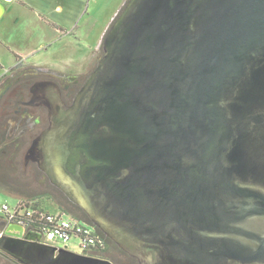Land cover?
Instances as JSON below:
<instances>
[{
  "label": "water",
  "instance_id": "obj_1",
  "mask_svg": "<svg viewBox=\"0 0 264 264\" xmlns=\"http://www.w3.org/2000/svg\"><path fill=\"white\" fill-rule=\"evenodd\" d=\"M33 147L138 264H264V0H127ZM15 264H116L4 223Z\"/></svg>",
  "mask_w": 264,
  "mask_h": 264
},
{
  "label": "flooded vegetation",
  "instance_id": "obj_2",
  "mask_svg": "<svg viewBox=\"0 0 264 264\" xmlns=\"http://www.w3.org/2000/svg\"><path fill=\"white\" fill-rule=\"evenodd\" d=\"M103 54L102 44L101 50L89 60L88 70L83 73H59L26 65L1 80L0 173L3 176L0 181L7 184L8 191L17 197L31 200L44 198L63 204L71 212L88 219L84 210L54 182L32 152L34 145L40 144L54 122L75 104ZM5 221V216L0 214V230ZM90 225L97 232H102L95 225ZM107 238L105 235L106 248L110 253L125 258L124 250Z\"/></svg>",
  "mask_w": 264,
  "mask_h": 264
},
{
  "label": "crops",
  "instance_id": "obj_3",
  "mask_svg": "<svg viewBox=\"0 0 264 264\" xmlns=\"http://www.w3.org/2000/svg\"><path fill=\"white\" fill-rule=\"evenodd\" d=\"M100 1L0 0V84L23 65L50 70L42 62L49 55L50 43L72 38L71 43L79 44L91 39L101 11ZM126 2L118 4L108 23L113 22ZM104 37L101 31L91 59L101 50Z\"/></svg>",
  "mask_w": 264,
  "mask_h": 264
},
{
  "label": "rangeland",
  "instance_id": "obj_4",
  "mask_svg": "<svg viewBox=\"0 0 264 264\" xmlns=\"http://www.w3.org/2000/svg\"><path fill=\"white\" fill-rule=\"evenodd\" d=\"M121 1L122 0H112L110 1V4L107 5L108 0H101V11L98 17V21L95 24L94 36L89 40L83 39L79 44L71 43L72 38H67L64 41L57 40L53 43H50V52L48 53L49 55L47 56V58L43 59V64L46 67L52 69L54 72L59 73L86 72L90 66L89 60H91V56L93 54L92 52L96 50V43L98 42L99 33L101 31H104V35L106 34L111 25V23H108L110 16L113 14L114 10L117 8L118 4H120ZM97 46H99V44H97ZM98 52L99 51L97 50V53ZM37 59L38 58H35L34 60L36 61ZM25 66L26 65H23L22 67ZM0 70H2L1 63ZM1 176L3 175H1L0 173V178ZM8 190L10 189L7 186L5 187L4 183L0 181V205L8 204L11 210H14L20 201V197H17L18 195ZM36 201L42 206L50 209L51 211L56 212L58 204L54 203L53 201L46 200L44 198L36 199ZM65 244L69 246L70 250L81 253L79 239L72 238L70 241H68V243H60L59 246L62 247Z\"/></svg>",
  "mask_w": 264,
  "mask_h": 264
},
{
  "label": "built area",
  "instance_id": "obj_5",
  "mask_svg": "<svg viewBox=\"0 0 264 264\" xmlns=\"http://www.w3.org/2000/svg\"><path fill=\"white\" fill-rule=\"evenodd\" d=\"M24 202V199H20L14 210H11L8 204L0 205V214H3L8 222H17L26 227L31 220L30 217L35 216L34 221L42 222V228L37 231L43 234L44 242L58 248L70 249L66 244L62 247L59 245L77 238L80 241L82 254L102 257L101 254L107 247L106 239L92 225L59 209L56 212L39 211L24 205Z\"/></svg>",
  "mask_w": 264,
  "mask_h": 264
},
{
  "label": "trees",
  "instance_id": "obj_6",
  "mask_svg": "<svg viewBox=\"0 0 264 264\" xmlns=\"http://www.w3.org/2000/svg\"><path fill=\"white\" fill-rule=\"evenodd\" d=\"M24 200H25L24 205L29 206L32 209H37L39 211L51 212L50 209L42 206L36 200H31V199H24ZM58 209L63 211L64 213L70 214L71 216L80 219L81 221L84 220L83 222H86V223L89 222V219L84 218L83 215H80L78 213L71 212L63 204L58 203V207L56 208V210H58ZM30 219H31L30 222H28L29 228L36 229V230H40V228H42V222L41 221H34V220H36L35 216L30 217ZM99 234H101L102 236L105 237L104 233L100 232ZM107 239H109V238H107ZM123 252L126 254L125 258H121L117 255L110 253L109 249L106 248L105 251L101 254V256L104 258H108V259L112 260L116 264H138V260L136 258L130 256L125 251H123ZM0 264H15V263L12 261V258L10 256H8L4 252L0 251Z\"/></svg>",
  "mask_w": 264,
  "mask_h": 264
}]
</instances>
